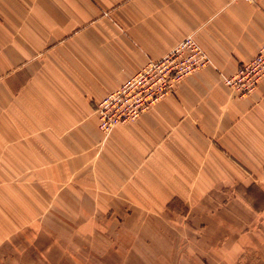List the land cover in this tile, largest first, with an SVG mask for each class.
Instances as JSON below:
<instances>
[{
	"label": "crops",
	"instance_id": "obj_1",
	"mask_svg": "<svg viewBox=\"0 0 264 264\" xmlns=\"http://www.w3.org/2000/svg\"><path fill=\"white\" fill-rule=\"evenodd\" d=\"M187 38L210 63L104 134L99 103ZM263 47L264 0H0V187L47 180L72 227L77 211L117 212L111 226L173 214L178 264H264V80L243 97L223 82ZM10 226L7 209L0 242Z\"/></svg>",
	"mask_w": 264,
	"mask_h": 264
},
{
	"label": "rangeland",
	"instance_id": "obj_2",
	"mask_svg": "<svg viewBox=\"0 0 264 264\" xmlns=\"http://www.w3.org/2000/svg\"><path fill=\"white\" fill-rule=\"evenodd\" d=\"M46 181H38L39 187H31L28 182L25 188L28 193L25 194L19 193L13 184L11 188L0 187V219L7 216L9 209L12 220L9 234L5 236L8 240L0 242V255H5V261L21 264L31 252L38 250V256L44 257L58 252L64 256L69 253L66 259L69 264H119V259L114 258V251L121 250L122 264H178L179 244L174 240H177L180 228L174 224L173 214L170 215V227L162 220L155 221V225L147 224V220L140 217L132 221L130 212H118L124 218V225L111 226L109 221L117 218V212H108L102 224L91 225L83 218L91 215L90 218L95 219L97 213L77 211L69 216V221L74 219L76 223L72 221L73 227L68 226L69 212L50 209L52 195L46 194L45 188L41 187ZM19 220H23V223L19 224ZM136 222L140 224L136 225ZM2 229L0 227V234ZM43 232H50L51 235ZM119 232L122 234L121 240L116 237ZM181 234L186 236L185 232ZM50 236H53L54 242H51ZM166 236L171 238V242ZM104 252L111 254V258L104 260L100 255H104ZM1 261L2 258L0 264Z\"/></svg>",
	"mask_w": 264,
	"mask_h": 264
},
{
	"label": "built area",
	"instance_id": "obj_3",
	"mask_svg": "<svg viewBox=\"0 0 264 264\" xmlns=\"http://www.w3.org/2000/svg\"><path fill=\"white\" fill-rule=\"evenodd\" d=\"M209 63L206 53L192 38L184 40L160 60L149 61L99 103L97 113L100 130L108 135L116 125L136 120L148 108L173 92L183 78ZM262 80L264 47L235 74L223 76L224 84L239 97L252 94Z\"/></svg>",
	"mask_w": 264,
	"mask_h": 264
}]
</instances>
